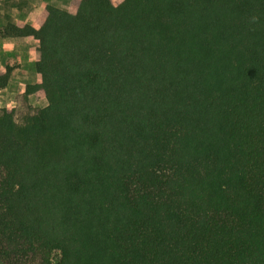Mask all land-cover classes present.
<instances>
[{
	"label": "trees",
	"instance_id": "16d2710c",
	"mask_svg": "<svg viewBox=\"0 0 264 264\" xmlns=\"http://www.w3.org/2000/svg\"><path fill=\"white\" fill-rule=\"evenodd\" d=\"M0 37L38 41L0 105V264H264V0L46 3Z\"/></svg>",
	"mask_w": 264,
	"mask_h": 264
},
{
	"label": "rangeland",
	"instance_id": "374dc122",
	"mask_svg": "<svg viewBox=\"0 0 264 264\" xmlns=\"http://www.w3.org/2000/svg\"><path fill=\"white\" fill-rule=\"evenodd\" d=\"M72 2L73 0H0V25L6 23L8 15L17 23L41 22L44 4L49 3L59 8H69ZM13 4L16 7H13ZM2 38L4 37H0V40ZM20 47L19 50L17 46L14 47V51H8L7 47H0V61L3 66L13 68L9 84L0 91V105L3 102L2 106L4 104L16 105L17 95L24 92L28 84L36 81V64L35 61H31L36 50L32 47L27 48L31 53L30 57V54H24L23 46ZM30 102L34 106L45 107L47 105L45 99L38 100L34 95L31 96Z\"/></svg>",
	"mask_w": 264,
	"mask_h": 264
},
{
	"label": "crops",
	"instance_id": "0c3cea01",
	"mask_svg": "<svg viewBox=\"0 0 264 264\" xmlns=\"http://www.w3.org/2000/svg\"><path fill=\"white\" fill-rule=\"evenodd\" d=\"M16 46H17L18 50H19L20 46H23V49H25L24 54L25 55H29L30 54V57H31V53L27 50V48L28 47H32V48H34V50H36L37 46H38V41L34 40V39H28V38H25V37H15V38H11V37H6L5 38L4 37V38H2L0 40V47L1 48L7 47L8 51H14L13 48L16 47ZM35 59H36V53L34 54V58L31 61L33 62V61H35ZM2 68H4V66H3V63L0 61V70ZM36 78H37V76H36ZM31 96H30V99H31ZM2 104H3V102H1V106H2ZM12 106H15V105H12ZM12 106L4 104V106H2V107H12Z\"/></svg>",
	"mask_w": 264,
	"mask_h": 264
}]
</instances>
